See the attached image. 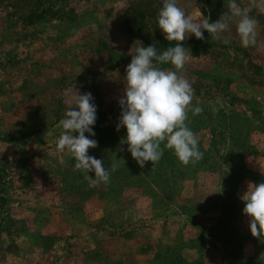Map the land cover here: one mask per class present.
<instances>
[{"label":"rangeland","instance_id":"374dc122","mask_svg":"<svg viewBox=\"0 0 264 264\" xmlns=\"http://www.w3.org/2000/svg\"><path fill=\"white\" fill-rule=\"evenodd\" d=\"M177 2L216 22L229 0ZM237 3L257 45L241 46L234 20L181 73L203 109L186 121L203 159L183 166L162 144L140 168L116 130L118 101L139 42H165L163 0H0V264H264L241 200L264 182V8ZM72 88L94 97L88 154L108 184L91 186L56 148Z\"/></svg>","mask_w":264,"mask_h":264},{"label":"clouds","instance_id":"9594fccd","mask_svg":"<svg viewBox=\"0 0 264 264\" xmlns=\"http://www.w3.org/2000/svg\"><path fill=\"white\" fill-rule=\"evenodd\" d=\"M258 6L264 8V0H259ZM227 10L216 22H209L208 18L190 17L177 0H163L157 17L158 28L165 40L177 43L159 52L155 44L145 47L139 42L140 47L136 48L126 67L124 94L118 101L121 112L116 130H126L124 143L140 168H144L146 162L153 166L160 161L164 154L162 144L183 166L203 159L199 140L186 123L189 111L199 115L203 109L191 107L193 89L181 73L193 56L182 42L191 36L203 40L205 31L219 36L228 31L236 20L241 46H256L257 21L250 15L251 8H241L237 0H229ZM68 103L74 106L60 121L62 132L56 143L57 150L71 154L76 161L75 169L91 186L110 183L111 171L104 167V161L88 154L89 149L98 146L92 138L96 135L94 125L97 120L94 97L91 93L80 94L72 88ZM241 200L245 205L242 213L249 217L251 235L264 242V182L249 184Z\"/></svg>","mask_w":264,"mask_h":264},{"label":"trees","instance_id":"16d2710c","mask_svg":"<svg viewBox=\"0 0 264 264\" xmlns=\"http://www.w3.org/2000/svg\"><path fill=\"white\" fill-rule=\"evenodd\" d=\"M220 1L223 5V0H220ZM222 5H220V7H222ZM214 19H215V12H212V15L210 17L209 22H213ZM204 37L205 38L203 40H197L196 38H193L191 40H187V41L182 42V44L184 47L189 48L191 52H198V51H201V50L211 46V43L209 41L210 34H208L205 31ZM176 43L177 42H175V41L168 42L167 40H165L164 44L161 45V47L158 49V51L162 52V51L166 50L168 47L175 46Z\"/></svg>","mask_w":264,"mask_h":264}]
</instances>
